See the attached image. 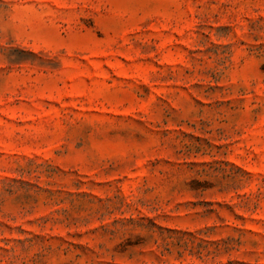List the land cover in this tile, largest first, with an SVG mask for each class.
Returning a JSON list of instances; mask_svg holds the SVG:
<instances>
[{"label": "rangeland", "instance_id": "1", "mask_svg": "<svg viewBox=\"0 0 264 264\" xmlns=\"http://www.w3.org/2000/svg\"><path fill=\"white\" fill-rule=\"evenodd\" d=\"M0 264H264V0H0Z\"/></svg>", "mask_w": 264, "mask_h": 264}]
</instances>
